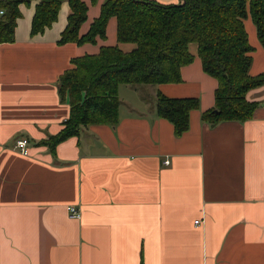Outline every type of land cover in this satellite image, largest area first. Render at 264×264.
<instances>
[{
    "label": "crops",
    "instance_id": "crops-1",
    "mask_svg": "<svg viewBox=\"0 0 264 264\" xmlns=\"http://www.w3.org/2000/svg\"><path fill=\"white\" fill-rule=\"evenodd\" d=\"M83 1L80 34L106 0ZM38 2L19 6L15 40L0 44V264H264V85L247 94L260 104L251 120L202 121L218 80L191 44L181 83L120 86L116 126H84L51 152L42 141L71 112L60 76L72 59L117 45V21L109 20L105 41L60 45L71 7L63 2L57 21L31 36ZM245 28L255 76L264 72V47L252 18ZM158 92L199 99L182 136L158 116ZM23 138L27 155L15 149Z\"/></svg>",
    "mask_w": 264,
    "mask_h": 264
},
{
    "label": "trees",
    "instance_id": "trees-1",
    "mask_svg": "<svg viewBox=\"0 0 264 264\" xmlns=\"http://www.w3.org/2000/svg\"><path fill=\"white\" fill-rule=\"evenodd\" d=\"M71 13L61 33L60 45L96 44L107 40L109 20L117 21V45L101 46L94 55L71 61L60 76V94L69 96L70 116L64 128L45 141L51 152L84 126L113 125L120 117V86L181 83L183 66L193 63L189 46L197 44L205 73L218 80L215 107L202 113V121L216 125L227 121L251 120L259 108L247 94L264 85V72L252 76L254 48L249 44L245 19L250 16L264 47V0H182L162 5L155 0H106L90 29L80 34L89 7L83 0H39L32 19L31 36L44 33L57 21L63 2ZM33 0H0V44L13 42L21 4ZM97 0H91L95 4ZM135 46L131 51L120 44ZM197 98H172L158 92L157 114L172 122L176 136L190 127V113L198 110Z\"/></svg>",
    "mask_w": 264,
    "mask_h": 264
},
{
    "label": "built area",
    "instance_id": "built-area-1",
    "mask_svg": "<svg viewBox=\"0 0 264 264\" xmlns=\"http://www.w3.org/2000/svg\"><path fill=\"white\" fill-rule=\"evenodd\" d=\"M4 12L0 11V16L3 15ZM28 145H29V140L23 138V139H19L17 140V143L15 145V149L18 150L22 155H27L28 154ZM166 164L169 163V161H165ZM69 215L71 218L73 219H81L82 217V213L80 212V210H78L76 207L69 205V207L67 208ZM196 226L200 225V221H195Z\"/></svg>",
    "mask_w": 264,
    "mask_h": 264
},
{
    "label": "rangeland",
    "instance_id": "rangeland-1",
    "mask_svg": "<svg viewBox=\"0 0 264 264\" xmlns=\"http://www.w3.org/2000/svg\"><path fill=\"white\" fill-rule=\"evenodd\" d=\"M248 17H250V16H248ZM250 19H251V17H250ZM247 20V18L245 19V21ZM195 44V43H194ZM121 46H123V45H130V43H123V44H120ZM131 45H133V44H131ZM196 45V44H195Z\"/></svg>",
    "mask_w": 264,
    "mask_h": 264
}]
</instances>
